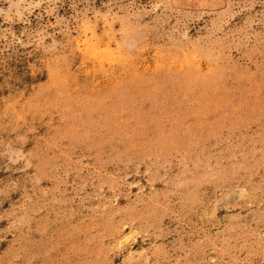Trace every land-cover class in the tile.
Returning a JSON list of instances; mask_svg holds the SVG:
<instances>
[{
  "label": "rangeland",
  "instance_id": "obj_1",
  "mask_svg": "<svg viewBox=\"0 0 264 264\" xmlns=\"http://www.w3.org/2000/svg\"><path fill=\"white\" fill-rule=\"evenodd\" d=\"M0 264H264V0H0Z\"/></svg>",
  "mask_w": 264,
  "mask_h": 264
}]
</instances>
